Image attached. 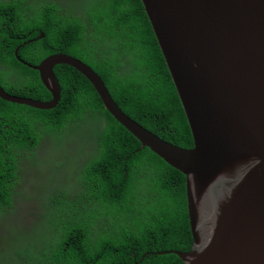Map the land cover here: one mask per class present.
Returning <instances> with one entry per match:
<instances>
[{
	"label": "trees",
	"instance_id": "obj_1",
	"mask_svg": "<svg viewBox=\"0 0 264 264\" xmlns=\"http://www.w3.org/2000/svg\"><path fill=\"white\" fill-rule=\"evenodd\" d=\"M23 1L0 3V84L7 93L51 100L32 67L64 53L93 67L131 118L169 143L194 147L185 108L142 0H92L84 16L77 13V0ZM54 71L61 89L55 109L0 98V151L6 157L0 159V264H185L175 254L157 253L193 249L186 176L142 149L80 72L68 65ZM28 110L46 119L47 154L59 151L60 159L67 160L54 162L59 180L73 172L61 175L64 166L84 158L76 166L78 198H56L52 191L43 199L36 227L25 230L14 224L15 198L23 196L27 165L44 166L40 139H29L24 123L16 125L15 114ZM5 125L20 133L15 129L16 137L7 139ZM78 137L87 149L79 147ZM74 145L81 152L73 154ZM14 183L19 187L15 195Z\"/></svg>",
	"mask_w": 264,
	"mask_h": 264
},
{
	"label": "water",
	"instance_id": "obj_2",
	"mask_svg": "<svg viewBox=\"0 0 264 264\" xmlns=\"http://www.w3.org/2000/svg\"><path fill=\"white\" fill-rule=\"evenodd\" d=\"M186 111L194 147L169 143L128 116L96 71L54 54L32 67L48 101L0 98L38 110L60 100L57 65L85 76L140 143L186 176L191 252L185 264H264V0H142ZM44 35L41 34L40 37Z\"/></svg>",
	"mask_w": 264,
	"mask_h": 264
},
{
	"label": "rangeland",
	"instance_id": "obj_3",
	"mask_svg": "<svg viewBox=\"0 0 264 264\" xmlns=\"http://www.w3.org/2000/svg\"><path fill=\"white\" fill-rule=\"evenodd\" d=\"M8 1L9 0H0V3H6ZM77 1L79 3V10H84L90 6L92 0ZM72 139L73 138H71V140ZM77 140L80 148L87 149L84 144V140H82L80 137H78ZM79 147L77 145L71 147L73 154L81 152ZM46 150L47 147H45V145L43 144L41 150V160L42 165H44L43 167L39 165L37 166L35 164L27 165L29 172L26 179V185L23 196H20V198H15V203L19 209L17 210V219L15 220L14 224L21 223V228L25 230H30L36 227V224L39 222V215L42 212L41 206L43 204L44 196L52 188L67 189L72 192L76 191V166L84 157L79 158L76 164H73L71 166H64V173L61 175L70 173L72 171L73 172L72 174L66 177L65 181H61L58 179L57 176V174H59L60 172V168L54 163H58L61 154L59 151H55L53 155L47 154ZM60 163L66 164L67 160L60 159ZM29 216L31 217L29 218ZM31 222H34L32 226ZM0 231V233L3 232L2 229H0Z\"/></svg>",
	"mask_w": 264,
	"mask_h": 264
},
{
	"label": "flooded vegetation",
	"instance_id": "obj_4",
	"mask_svg": "<svg viewBox=\"0 0 264 264\" xmlns=\"http://www.w3.org/2000/svg\"><path fill=\"white\" fill-rule=\"evenodd\" d=\"M33 114L34 113L31 112V111H22L20 113L15 114V121L16 122H20L21 121V122L26 124L27 132L29 133V136H28L29 139L33 138L34 140H36L37 137H41L40 138V142L38 144V148L41 150L42 144L49 140V138H47L48 137V132H47V129H46L47 128L46 127V121L34 118ZM53 119H54L53 120L54 122H57L58 116L54 115ZM3 128H4L5 132L8 133L7 134V139L8 138L11 139L13 137H16V135L14 133L15 129H17V132L20 133V128H18L16 126H10L9 127V125H6ZM68 128L71 129L72 132H74L75 123H74V120H72V118H69V120H68ZM0 129L2 130L1 127H0ZM4 153H5L4 151H0V159L6 158ZM11 167H12V164L10 165L9 171L11 170ZM10 183L11 182H8L6 184H10ZM15 184L16 183H14L11 186L13 195H15L16 190L19 188V187H17L15 189L14 188ZM56 197H57V194H56Z\"/></svg>",
	"mask_w": 264,
	"mask_h": 264
},
{
	"label": "clouds",
	"instance_id": "obj_5",
	"mask_svg": "<svg viewBox=\"0 0 264 264\" xmlns=\"http://www.w3.org/2000/svg\"><path fill=\"white\" fill-rule=\"evenodd\" d=\"M28 1V0H27ZM29 2V1H28ZM29 3H27L25 0L23 1V5H28ZM77 13H78V15H80V16H84L86 13H84V11L83 10H79V8H78V10H77ZM42 34H44V33H42ZM57 54H59V53H57ZM61 54H63V53H61ZM81 61V60H80ZM82 62V61H81ZM84 63V62H83ZM86 64V63H85ZM86 65H88V64H86ZM168 65V64H167ZM58 66V65H57ZM93 68V67H92ZM96 73H98V72H96ZM99 74V73H98ZM100 75V74H99ZM103 79V78H102ZM174 81V80H173ZM106 83V82H105ZM107 85V84H106ZM94 86V85H93ZM108 87V86H107ZM177 87V86H176ZM96 89V88H95ZM110 90V89H109ZM178 90V89H177ZM98 92V91H97ZM99 94V93H98ZM112 94V93H111ZM100 95V94H99ZM113 96V95H112ZM101 97V96H100ZM21 98H24V97H21ZM114 98V97H113ZM181 98V97H180ZM30 99V98H29ZM102 99V98H101ZM34 100V99H33ZM41 101V100H40ZM103 101V100H102ZM117 102V101H116ZM118 103V102H117ZM15 104H17V103H15ZM105 104V103H104ZM119 104V103H118ZM19 105H22V104H19ZM120 105V104H119ZM25 106H27V105H25ZM29 107V106H28ZM121 107V106H120ZM32 108V107H31ZM122 108V107H121ZM35 109V108H34ZM123 109V108H122ZM38 110V109H37ZM108 110V109H107ZM28 111H30V110H28ZM43 111H49V110H43ZM110 113H111V111L110 110H108ZM31 112H33L34 114H33V116H34V118H37V119H40V118H38V114L39 113H37V112H35V111H32L31 110ZM112 114V113H111ZM113 115V114H112ZM114 116V115H113ZM129 116V115H128ZM115 117V116H114ZM116 118V117H115ZM117 119V118H116ZM133 119V118H132ZM41 120H44V121H46V119L45 118H41ZM135 120V119H134ZM119 121V120H118ZM136 121V120H135ZM138 122V121H137ZM21 123H23V122H16V125L18 126V127H20L19 125L21 124ZM121 123V122H120ZM139 123V122H138ZM25 124V123H24ZM141 124V123H140ZM122 125V124H121ZM142 125V124H141ZM6 126V125H5ZM14 126V125H13ZM123 126V125H122ZM143 126V125H142ZM10 127V126H9ZM25 127H26V124H25ZM145 127V126H144ZM146 128V127H145ZM26 129H27V127H26ZM149 130V129H148ZM150 132H151V130H150ZM130 133V132H129ZM131 134V133H130ZM155 134V133H154ZM157 135V134H156ZM134 137V136H133ZM41 137H37V139H40ZM48 138V137H47ZM135 138V137H134ZM161 138V137H160ZM136 139V138H135ZM50 140V139H49ZM49 140L48 141H46L45 143H43L44 145H45V147H48V142H49ZM164 140V139H163ZM39 142H40V140H39ZM139 143H140V141H139ZM43 144H42V146H43ZM141 144V143H140ZM142 145V144H141ZM149 149V148H148ZM41 150H42V148H41ZM155 153V152H154ZM156 154V153H155ZM157 155V154H156ZM159 156V155H158ZM52 191H55L56 192V194H57V197H56V195H55V197L56 198H58V195H60V197H63V198H78V196H77V194H76V191L75 192H72V191H70V190H67V189H57V188H52L48 193H46L45 194V196H44V198H49V195L51 194V192Z\"/></svg>",
	"mask_w": 264,
	"mask_h": 264
}]
</instances>
